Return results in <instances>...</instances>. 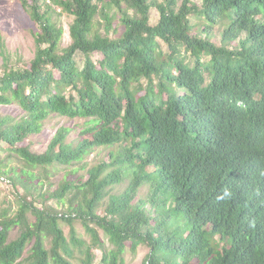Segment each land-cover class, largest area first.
I'll return each mask as SVG.
<instances>
[{"label":"trees","instance_id":"obj_1","mask_svg":"<svg viewBox=\"0 0 264 264\" xmlns=\"http://www.w3.org/2000/svg\"><path fill=\"white\" fill-rule=\"evenodd\" d=\"M20 2L39 31L30 63L0 75V105L25 112L0 116V142L25 163L19 209L1 214L0 264H96L94 248L98 264H124L140 245L142 264H264V0ZM56 8L74 16L65 47ZM53 114L86 119L80 137L64 126L42 153L24 145ZM115 145L87 178L42 191L50 168ZM35 193L66 208L39 207ZM62 220L82 221L92 242L75 228L68 238Z\"/></svg>","mask_w":264,"mask_h":264},{"label":"rangeland","instance_id":"obj_2","mask_svg":"<svg viewBox=\"0 0 264 264\" xmlns=\"http://www.w3.org/2000/svg\"><path fill=\"white\" fill-rule=\"evenodd\" d=\"M106 10L110 11L111 15H117L113 19V30L111 32V35L114 36L115 28L119 27L120 31H122V27L118 25L119 9L113 4L107 5ZM53 13L55 21L64 29L62 47L68 46L71 43L70 26L73 23L74 16L57 8ZM153 13L154 21H156L158 15L155 10ZM96 22V28L105 33V20L100 13L96 17ZM193 22H196L195 18H193ZM38 31L39 26L32 19L30 9L24 7L20 0H0V75L3 74L7 67H24L30 63L35 56V39ZM213 31L217 36V38L214 37V40L219 41L221 26L217 25ZM1 42H3V44H1ZM94 57L98 58L100 55L95 54ZM77 61L80 66L83 65L84 58L81 53L77 55ZM24 114V110L17 103L0 105V116L20 118ZM85 123L86 119L84 118H70L59 114H53L44 122L41 133L31 135L24 145L29 144L33 151L42 153L47 149L50 141L61 127L65 126L71 128L69 136V141H71L80 137ZM116 149V145L112 147H96L90 151L82 162L74 163L71 166L50 168L51 173L49 178H43L45 179V184L42 191L52 192L65 177L73 180L81 177L87 178V168L101 160L107 159L110 151ZM85 165H87V168H83ZM24 166V161L17 154L10 153L9 150L5 148L3 142H0V219L3 211L7 210L9 216H14L19 209L20 196L25 194L19 178L23 176L21 169L24 168ZM3 178L9 181L3 180ZM127 184L128 180L125 179L121 184L116 185L112 192L118 193L123 191ZM149 196L150 184H145L140 188L138 197L147 198ZM30 199H35L39 207L52 205L59 211L66 208L62 203L57 202V200L53 198L45 202L38 193H35ZM104 208L105 206H101L99 212L104 213ZM30 217L34 219L31 214ZM61 226L68 238L71 237L72 228H75L79 237L86 240L88 243L92 242V235L86 230L82 221L74 220L73 223H69L62 220ZM98 229L103 240L110 246L104 230L100 227H98ZM19 234L20 228H13L10 233V240L17 238ZM149 250L150 248L147 245H140L136 252L128 248L124 254V264H142ZM94 251L98 257L96 260V264H98L99 259L102 257V252L97 248H94ZM27 254L28 252H26V255ZM76 254L80 255L79 251H76Z\"/></svg>","mask_w":264,"mask_h":264},{"label":"clouds","instance_id":"obj_3","mask_svg":"<svg viewBox=\"0 0 264 264\" xmlns=\"http://www.w3.org/2000/svg\"><path fill=\"white\" fill-rule=\"evenodd\" d=\"M229 196H230V192L227 189H225L217 198L219 200H224L225 198Z\"/></svg>","mask_w":264,"mask_h":264},{"label":"built area","instance_id":"obj_4","mask_svg":"<svg viewBox=\"0 0 264 264\" xmlns=\"http://www.w3.org/2000/svg\"><path fill=\"white\" fill-rule=\"evenodd\" d=\"M3 180H7V179L3 178ZM7 181H9V180H7Z\"/></svg>","mask_w":264,"mask_h":264}]
</instances>
